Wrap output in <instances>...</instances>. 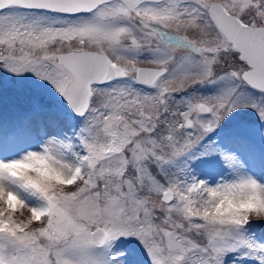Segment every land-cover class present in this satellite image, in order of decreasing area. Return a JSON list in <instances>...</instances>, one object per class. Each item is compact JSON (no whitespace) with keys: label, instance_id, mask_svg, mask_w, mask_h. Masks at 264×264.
Listing matches in <instances>:
<instances>
[{"label":"snow or ice","instance_id":"1","mask_svg":"<svg viewBox=\"0 0 264 264\" xmlns=\"http://www.w3.org/2000/svg\"><path fill=\"white\" fill-rule=\"evenodd\" d=\"M0 68L84 121L0 158V264H127L129 238L143 264H264V183L208 186L186 162L236 109L264 120V0H0Z\"/></svg>","mask_w":264,"mask_h":264},{"label":"rangeland","instance_id":"2","mask_svg":"<svg viewBox=\"0 0 264 264\" xmlns=\"http://www.w3.org/2000/svg\"><path fill=\"white\" fill-rule=\"evenodd\" d=\"M26 14L35 15L31 12ZM217 91L211 86L200 89L205 95H213ZM59 99L52 85L33 73L15 75L0 68V134L3 136L0 158L15 159L27 151H39L53 136L57 139L74 138L84 121L65 112ZM209 144L218 151L199 156L204 146ZM221 153L234 158L232 168L225 164ZM186 162L189 179L203 180L208 186L230 182L237 174L250 175L264 183V120L251 108L236 109L203 138ZM29 203L35 204V201L29 200ZM250 234L260 236V242L264 243V223H257ZM115 248L128 250L127 264H143L144 254L138 240H118ZM240 256L241 253L229 254L225 264H231L234 259L236 264H255Z\"/></svg>","mask_w":264,"mask_h":264},{"label":"water","instance_id":"3","mask_svg":"<svg viewBox=\"0 0 264 264\" xmlns=\"http://www.w3.org/2000/svg\"><path fill=\"white\" fill-rule=\"evenodd\" d=\"M62 103L68 108L71 110V108L67 105V103L64 101V99L62 98ZM72 111V110H71Z\"/></svg>","mask_w":264,"mask_h":264}]
</instances>
